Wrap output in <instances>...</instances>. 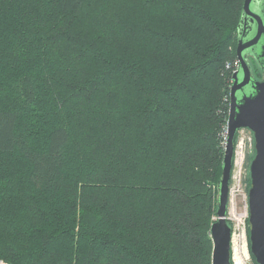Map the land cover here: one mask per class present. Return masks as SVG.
Segmentation results:
<instances>
[{
	"label": "trees",
	"instance_id": "obj_1",
	"mask_svg": "<svg viewBox=\"0 0 264 264\" xmlns=\"http://www.w3.org/2000/svg\"><path fill=\"white\" fill-rule=\"evenodd\" d=\"M242 3L0 0V259L211 264Z\"/></svg>",
	"mask_w": 264,
	"mask_h": 264
},
{
	"label": "water",
	"instance_id": "obj_2",
	"mask_svg": "<svg viewBox=\"0 0 264 264\" xmlns=\"http://www.w3.org/2000/svg\"><path fill=\"white\" fill-rule=\"evenodd\" d=\"M246 52L255 54L262 78L251 74ZM237 68L231 74L227 136L217 183L216 219L210 226L211 264H231V228L226 212L234 138L240 128L253 136L254 155L249 162L247 226L250 252L257 264H264V0H243L236 30Z\"/></svg>",
	"mask_w": 264,
	"mask_h": 264
},
{
	"label": "rangeland",
	"instance_id": "obj_3",
	"mask_svg": "<svg viewBox=\"0 0 264 264\" xmlns=\"http://www.w3.org/2000/svg\"><path fill=\"white\" fill-rule=\"evenodd\" d=\"M254 70V69H253ZM246 137H251V131L245 130L243 133ZM237 138V136H236ZM235 140V138H234ZM236 142V141H235ZM222 146V144H221ZM244 160H243V167L242 171V178L239 187L233 188L231 195L229 196V200L227 203V222H229V226L231 228V251H230V258L233 264V255H238L239 258H242L243 264H254L248 251L247 246V231L246 227L247 224L245 220L247 219L246 214L247 210L243 204L244 197L246 198L247 195V183L249 177V162L254 155V150H251L246 143L244 145ZM230 184L232 185V180H230ZM234 184V183H233ZM235 185V184H234ZM212 220L216 219V215L212 216Z\"/></svg>",
	"mask_w": 264,
	"mask_h": 264
},
{
	"label": "built area",
	"instance_id": "obj_4",
	"mask_svg": "<svg viewBox=\"0 0 264 264\" xmlns=\"http://www.w3.org/2000/svg\"><path fill=\"white\" fill-rule=\"evenodd\" d=\"M237 66H238L237 58L231 62L226 63V67L230 68L232 70V72L237 68ZM226 123H227V121H226ZM245 130H248V129L247 128H240L237 130L236 135H235L231 173H230V180H232V185L229 182V196L231 195L233 188L237 189V187H239L240 182H241V178H242V173L244 174V171H242L243 160H244V153H243L244 145L247 143L248 147L251 150H254L253 136L251 135V137H246L243 134L245 132ZM226 136H227V125L225 124L223 127V130L221 132V144H222L223 149H224V146L226 143ZM236 136H237V138H236ZM243 204L247 210V195H246V198L244 197V199H243ZM245 217H247V214ZM0 264H10V263H7L6 261L0 259Z\"/></svg>",
	"mask_w": 264,
	"mask_h": 264
},
{
	"label": "flooded vegetation",
	"instance_id": "obj_5",
	"mask_svg": "<svg viewBox=\"0 0 264 264\" xmlns=\"http://www.w3.org/2000/svg\"><path fill=\"white\" fill-rule=\"evenodd\" d=\"M244 54H245L246 61L250 67L252 75H253V69L259 68V71H260L259 75L260 76L257 79L260 80L262 78L263 71L261 70L260 65L258 64V60H257L255 54H253L252 52H246Z\"/></svg>",
	"mask_w": 264,
	"mask_h": 264
},
{
	"label": "bare ground",
	"instance_id": "obj_6",
	"mask_svg": "<svg viewBox=\"0 0 264 264\" xmlns=\"http://www.w3.org/2000/svg\"><path fill=\"white\" fill-rule=\"evenodd\" d=\"M233 264H243L242 258H239L238 255H233Z\"/></svg>",
	"mask_w": 264,
	"mask_h": 264
}]
</instances>
